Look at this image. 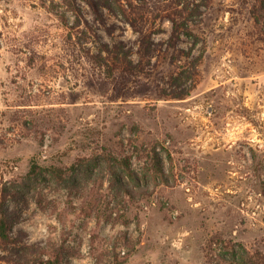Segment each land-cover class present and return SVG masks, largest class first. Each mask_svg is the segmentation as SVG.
<instances>
[{
	"label": "rangeland",
	"instance_id": "rangeland-1",
	"mask_svg": "<svg viewBox=\"0 0 264 264\" xmlns=\"http://www.w3.org/2000/svg\"><path fill=\"white\" fill-rule=\"evenodd\" d=\"M118 1L0 0V264L264 254V0Z\"/></svg>",
	"mask_w": 264,
	"mask_h": 264
},
{
	"label": "trees",
	"instance_id": "trees-1",
	"mask_svg": "<svg viewBox=\"0 0 264 264\" xmlns=\"http://www.w3.org/2000/svg\"><path fill=\"white\" fill-rule=\"evenodd\" d=\"M85 1L88 5H90L96 14L97 17H101V7H105L109 10H114L116 9L119 11L121 14L125 15L126 11L124 7L119 3L118 0H83ZM73 11L76 13H79L80 10L78 7L74 4L73 5ZM195 11L191 10L188 11V8H185V11H181L180 14L182 16L181 20L177 22L176 19L172 18V33L170 40H177L181 35H186L189 36L191 35V30H190V21H192V18H189L192 14H194ZM135 28V26H134ZM137 28V27H136ZM142 34V33H141ZM140 34V35H141ZM109 52V50H108ZM109 168H110V173L113 174L114 177H117L116 179V185L122 189L126 187V181L121 180L118 177V171L119 169L122 173H124L125 177L128 178L130 181L133 183L139 184V181L136 179L135 174L131 168V157L126 155L124 156L121 160L117 159L116 157L112 158L111 162L109 163ZM162 164L160 161H156L155 167L157 168L158 173L163 172V168L161 167ZM35 164L32 166L31 173L33 175L37 174L35 172ZM156 171V172H157ZM48 172L52 174L54 179H56L58 182H62L65 179V176H62V172L60 169H49ZM31 176V175H30ZM119 178V179H118ZM6 216H2L0 219V237L2 239H8L9 237V225L7 223V218ZM48 258H44L43 260L41 259L39 262H36L35 264H61L62 260V254L59 252H48ZM213 262V261H212ZM210 264H223V262L229 263V264H264V254L256 252L253 255H249L248 253L246 254H241L240 256L236 255L233 253L232 259L226 260V258L219 256L218 260H215L213 263Z\"/></svg>",
	"mask_w": 264,
	"mask_h": 264
}]
</instances>
